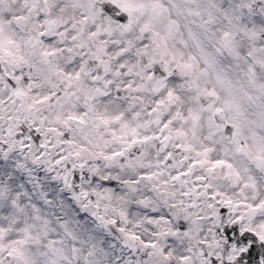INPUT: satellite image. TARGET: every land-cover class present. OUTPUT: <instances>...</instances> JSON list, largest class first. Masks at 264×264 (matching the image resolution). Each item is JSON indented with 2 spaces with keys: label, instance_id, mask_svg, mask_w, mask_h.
<instances>
[{
  "label": "snow or ice",
  "instance_id": "obj_1",
  "mask_svg": "<svg viewBox=\"0 0 264 264\" xmlns=\"http://www.w3.org/2000/svg\"><path fill=\"white\" fill-rule=\"evenodd\" d=\"M0 264H264V0H0Z\"/></svg>",
  "mask_w": 264,
  "mask_h": 264
}]
</instances>
